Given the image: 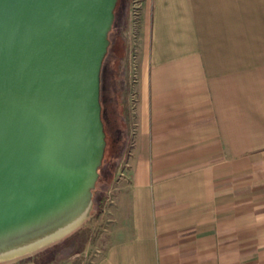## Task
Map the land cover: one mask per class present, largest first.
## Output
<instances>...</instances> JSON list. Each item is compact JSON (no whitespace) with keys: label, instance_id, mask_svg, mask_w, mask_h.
<instances>
[{"label":"crops","instance_id":"obj_1","mask_svg":"<svg viewBox=\"0 0 264 264\" xmlns=\"http://www.w3.org/2000/svg\"><path fill=\"white\" fill-rule=\"evenodd\" d=\"M138 32L136 133L89 264H264V0H142Z\"/></svg>","mask_w":264,"mask_h":264},{"label":"water","instance_id":"obj_2","mask_svg":"<svg viewBox=\"0 0 264 264\" xmlns=\"http://www.w3.org/2000/svg\"><path fill=\"white\" fill-rule=\"evenodd\" d=\"M117 0H0V262L91 217Z\"/></svg>","mask_w":264,"mask_h":264},{"label":"rangeland","instance_id":"obj_3","mask_svg":"<svg viewBox=\"0 0 264 264\" xmlns=\"http://www.w3.org/2000/svg\"><path fill=\"white\" fill-rule=\"evenodd\" d=\"M122 15L124 16L125 21H126L125 26H124L125 29L123 32L124 33L123 36L125 39V51L120 50L118 52L119 60H117L115 63H112L111 59L108 58V60L106 61V69L103 75L104 76V81H103L104 89L102 90L103 99H102L101 105L104 107V116L102 120L104 124V129L106 132V139H105L106 145L104 149L103 159H102L101 165L99 166L101 168H100V171L98 172V178L96 180L98 182L97 184L95 183V189L93 190V192L96 191V193L99 192V190L103 188L104 182L106 178L109 176V170L112 164H114L116 161L115 153L118 152V148H117V144L113 142L114 135L111 133V129H112L111 125L114 124V126L117 128L123 127V123L121 121H123L122 112L124 110V107H122L119 104L117 105L115 103L118 101L119 103L124 102V101H121L122 97L125 98L126 109H127V114H128V119H127L128 126H129L128 147H130V141H131L132 119H131V112H130L131 110L129 106L130 44L128 41L129 40V37H128L129 35V0H127L126 2L125 12H122V10H120L119 7L117 8L116 21H118L119 19H122ZM121 55L124 56V60L122 61L120 60ZM110 65H111V68H110ZM124 68H125V73H126L125 74V77H126L125 87L122 81V77H123L122 72ZM122 86L124 88L123 91L121 89ZM109 99H112V100L109 101ZM102 112H103V109H102ZM102 112H101V116H102ZM128 149L129 148H126L125 150V156L128 152ZM123 166H124V162H122L119 165V167L114 171L115 174L106 191L104 207L107 204H109V201L107 200V198L109 197V194L112 193L118 173L123 168ZM92 203H93V200H92ZM92 215H93V204H92L90 219L87 220L79 228L82 230V233H84V237L82 239L73 240V238H71V239L66 240V242H62L63 240L67 239L71 235L70 234L66 236L65 238L61 239L60 241L50 246L45 247L44 249H46V251H43L44 249H42L33 254L23 256L16 260L0 262V264H89L91 260L89 258L93 250L92 244L95 242L104 224L102 222V218L99 220H92ZM60 242L62 243L59 244ZM52 254L53 256L50 258L49 256Z\"/></svg>","mask_w":264,"mask_h":264},{"label":"trees","instance_id":"obj_4","mask_svg":"<svg viewBox=\"0 0 264 264\" xmlns=\"http://www.w3.org/2000/svg\"><path fill=\"white\" fill-rule=\"evenodd\" d=\"M126 2L127 0H118L116 7L114 9V21H113V25L111 30L108 33V39H109V45L107 48V53L105 54V57L102 61V65H101V71H100V101L102 103V90L104 89V72L106 69V61L108 60V58L111 59L112 63H115L117 60H119V56H118V52L120 50L125 51V39L123 36V32H124V26H125V18L122 15V19H119L118 21H116L117 18V8L119 7L120 10H122V12H125L126 10ZM120 60H124V56L121 55L120 56ZM124 62V61H123ZM111 68V65H110ZM125 68L122 72V81H123V85L125 87L126 85V77H125ZM122 91H123V86L121 87ZM109 92V90H108ZM107 95V94H106ZM108 96V95H107ZM122 97V96H121ZM112 99H109V101H111ZM121 102H115L117 105H121L122 107H124V110L122 112V117H123V121H121L123 123V127H115L114 124H112V129H111V133L114 135L113 138V142L117 144V148H118V152L115 153V163L112 164L110 170H109V176L106 178L103 188L99 190V192L96 193V191L93 192V215H92V220H99L102 218L103 215V211H104V205H105V198H106V191L108 189V186L110 185L111 180L113 179V176L115 174V170L119 167V165L125 161V150L128 147V142H129V126H128V114H127V109H126V103H125V98H121ZM103 112H102V118L104 116V107L102 106ZM105 132V129H104ZM105 139H106V132H105ZM101 167H98V172L100 171ZM98 181H96L97 184ZM84 237V233H82V230L79 229L77 231H75L73 234H71L67 239L63 240L62 242H66V240L73 238V240L75 239H82ZM62 242H60L59 244H61ZM54 248V247H53ZM48 250V248H47ZM43 251H46V249H44ZM53 256L50 255L49 257L51 258Z\"/></svg>","mask_w":264,"mask_h":264},{"label":"built area","instance_id":"obj_5","mask_svg":"<svg viewBox=\"0 0 264 264\" xmlns=\"http://www.w3.org/2000/svg\"><path fill=\"white\" fill-rule=\"evenodd\" d=\"M142 0H129V44H130V53H129V106L132 119L131 127V141L130 147L134 142V136L136 133L137 122H136V104H137V92L135 89V84L138 78V44H139V32L138 26L140 21ZM130 150H128L129 152ZM125 165V163H124ZM126 178V172L123 168L119 171L116 178L117 183L120 179ZM109 203L112 201V193L109 194L107 198Z\"/></svg>","mask_w":264,"mask_h":264}]
</instances>
